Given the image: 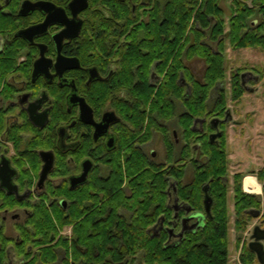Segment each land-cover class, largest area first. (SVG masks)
Segmentation results:
<instances>
[{
	"label": "trees",
	"instance_id": "trees-1",
	"mask_svg": "<svg viewBox=\"0 0 264 264\" xmlns=\"http://www.w3.org/2000/svg\"><path fill=\"white\" fill-rule=\"evenodd\" d=\"M219 1L159 0L153 2L147 20L143 21L139 13L134 29L122 26V36L128 35L131 40H123L117 46L115 61H105L114 67L113 73L104 83H95L94 88L97 96L105 104L116 107L127 122L128 133H121V138L124 148L129 147L123 156L120 152L117 156L105 154L104 163L109 171L104 177L96 171L75 189L68 184L47 187V194L70 200L71 216L66 211H55V220L48 216V220L32 222L46 237L71 227V235L55 244L64 243V264H130L138 255L142 264H229V185L223 180L227 175L225 139L221 146H216L206 133L199 137L192 125L196 117L215 113L224 116L227 106L224 93L219 95L213 109L208 102L213 88L225 79V37L236 48H264V0H231L227 30ZM130 31L131 34L127 33ZM181 41L184 42L181 49L186 48L185 64L179 53L174 54ZM195 56L206 64L202 80L195 79L187 64ZM152 72L160 77L156 84L150 81ZM239 73L234 75L233 86L237 88L233 89L232 99L235 101L244 92L235 81ZM181 74L185 84L191 87L188 94L180 83ZM6 92L5 88L0 93L7 97ZM158 119H176L181 129L183 144L179 148L166 134L168 166L150 162L139 148L131 145L137 137L138 141L147 140L151 128H159ZM4 127V116L0 115V130ZM31 131L28 124H15L6 132L17 148L22 143L21 133ZM37 137L28 143V149L35 147ZM198 141L205 159L200 167L194 148ZM189 167L192 178L185 185ZM63 174L65 171L56 165L53 176ZM243 176L240 173L232 186L235 227L241 233L248 222V210L259 205L255 195L244 192ZM168 178L177 181L179 201L196 211L204 212L207 185L214 200L204 224L186 231L174 244L166 230L174 215V209L167 205ZM162 216L164 227L158 233L151 231ZM244 249L242 262L252 264L249 249ZM46 254L50 261L57 259L56 252L51 250L42 252V260Z\"/></svg>",
	"mask_w": 264,
	"mask_h": 264
},
{
	"label": "flooded vegetation",
	"instance_id": "flooded-vegetation-1",
	"mask_svg": "<svg viewBox=\"0 0 264 264\" xmlns=\"http://www.w3.org/2000/svg\"><path fill=\"white\" fill-rule=\"evenodd\" d=\"M74 1L0 0V92L5 88L7 91V97L0 93V115L5 120L4 130H0V162L2 157L9 161V169L2 171L7 182L3 185L0 180V264H64V243L55 244L60 239L64 242L68 236L60 229L58 234L53 232L46 237L32 224L33 221L48 220V216L55 220V211L72 214L70 200L47 194V187L68 184L71 189L77 188L82 183L72 185L71 177L82 173L86 161L91 166L86 181L91 172L97 171L104 177L109 171L104 163L105 154L117 156L120 152L123 156L129 147L124 148L125 142L121 138V133H128L127 122L116 107L105 104L97 96L94 84L104 83L109 78L114 67L105 61H115L117 46L123 40H131L128 35L122 36V26L134 29L139 13H142L143 21L147 20L153 2L159 0H81L73 7ZM39 3H43L44 8ZM46 19L48 21L43 25ZM183 43H179L174 54L179 53V59L185 64L186 48L181 49ZM188 67L195 79L201 80L189 64ZM236 74L238 72L232 74V83ZM151 75L152 84L159 82L157 73L152 72ZM237 76L235 81L245 93L249 89L244 85V75L239 73ZM180 83L185 85V94H188L191 87L185 84L183 74ZM218 85L213 88L208 102L212 109L219 95L225 94V88H218ZM234 88L237 86H232V92ZM81 99L91 108L92 119L86 109L82 111ZM226 105L224 116L215 113L210 117H196L192 128L199 137L206 133L216 146H221L225 139L227 175L223 180L230 185L226 129L232 115L228 103ZM181 108L180 105L179 111ZM15 124H28L33 129L21 133L22 143L17 148L6 132ZM157 124L159 128H151L147 140L138 141L137 137L131 145L133 143L139 148L150 162L168 166L166 134L179 148L183 144L181 129L176 119H158ZM146 131L147 127L141 135ZM213 134L219 135L212 138ZM35 136H38L35 147L28 149V143ZM154 139L161 152L151 146ZM10 143L12 154L6 146ZM194 148L200 167L205 160L201 142H196ZM41 152H52L54 157L53 167L43 183L40 176L46 161ZM56 165L66 174L53 176ZM189 169L192 170L191 167ZM254 169L250 173H254ZM240 173H233L232 183ZM256 174L257 177H252L258 183L261 181L260 191L255 194L259 205L248 210V218L254 223L247 248L253 264H264V165ZM187 176L185 185L191 181ZM177 188V181L168 178L167 205L174 209V215L166 230L173 244L180 241L186 231H194L185 230L182 236L179 235L183 229V218L192 213H205L179 201ZM205 191L210 195L208 185L204 188V195ZM164 218L162 216L151 231L158 233L164 227ZM196 221L197 218L190 219L185 225L191 226ZM250 244L255 249H251ZM51 250L56 252L57 259L50 261L46 254L42 260V252Z\"/></svg>",
	"mask_w": 264,
	"mask_h": 264
},
{
	"label": "rangeland",
	"instance_id": "rangeland-1",
	"mask_svg": "<svg viewBox=\"0 0 264 264\" xmlns=\"http://www.w3.org/2000/svg\"><path fill=\"white\" fill-rule=\"evenodd\" d=\"M219 3L224 10L223 18L226 23L225 30H227L229 27L228 20L232 14L231 0H221ZM223 53L225 58V79L219 81L220 84L218 83L219 85H217L218 88H225L227 103L232 115V121L227 125L226 129L229 159L228 177L230 181L229 191L227 193L229 213V264H244L241 260V255L250 240L249 234L251 233L254 220L248 218L249 220L243 232L236 231L232 175L235 172H242L243 175L247 174L245 178L242 177V188L243 190L244 188L247 190L246 179L252 176L257 177L256 173L264 165V48H236L230 43L229 38L225 37ZM188 64L192 67L198 78L202 80L206 67L204 60L193 59L188 61ZM236 72L244 75V85L249 89L237 101L233 100L231 96L233 86L231 82L232 74ZM256 78L258 79L257 81L255 80ZM11 145V143L6 144L9 149V154L13 153ZM151 146L161 152L159 143L155 139ZM253 168H255L253 170L255 172L250 173V170ZM191 171L189 169L187 173V180H190L192 177ZM259 183H261L260 180ZM244 192L246 191L244 190ZM252 194L255 195L257 193L252 192ZM61 231L64 235H71V227L62 228ZM251 262L253 264V259ZM129 263L142 264L141 256L138 255L134 262Z\"/></svg>",
	"mask_w": 264,
	"mask_h": 264
},
{
	"label": "water",
	"instance_id": "water-1",
	"mask_svg": "<svg viewBox=\"0 0 264 264\" xmlns=\"http://www.w3.org/2000/svg\"><path fill=\"white\" fill-rule=\"evenodd\" d=\"M81 0H75L72 4V6L74 7V5H76L78 2H80ZM38 5H40L42 8H44L43 3H39ZM84 6L86 5V2L83 4ZM47 19L44 21L43 25H46L47 23ZM34 29V28H32ZM77 61V59H75ZM78 63V61H77ZM81 102V109L82 111L84 109H86V111L89 113V117H91L92 119V110L91 108L85 103L84 99L80 100ZM83 113V112H82ZM81 117H83V114H81ZM91 121V120H90ZM101 125V124H99ZM108 124H106L105 126H107ZM102 133V132H100ZM219 134H213L211 137L214 138L216 136H218ZM41 155L43 157V159L46 161L45 165L43 166L42 172H41V176H40V181L43 183L44 180L46 179L48 173L50 172V170L53 167V161H54V157L52 152H41ZM48 157V158H47ZM90 162L86 161L84 163V168L83 171L80 175L78 176H73L71 177V183L72 185H76L79 183H83L84 181H86L88 173L90 171ZM6 169H9V161L7 159H5V157H2L1 162H0V180H1V184L5 185V183L7 182V179H5L3 177V173L2 171ZM213 204V199L212 197L207 193V191H205V195L203 198V205H204V212L205 213H192L189 216H186L185 218H183V229L180 232V236L183 235V232L185 230H195L196 228H198L199 226H202L204 224V219L206 216H209L211 213V207ZM193 218H197V221L195 223H193L191 226H186L185 224ZM251 249H255L253 247L252 244H250Z\"/></svg>",
	"mask_w": 264,
	"mask_h": 264
},
{
	"label": "bare ground",
	"instance_id": "bare-ground-1",
	"mask_svg": "<svg viewBox=\"0 0 264 264\" xmlns=\"http://www.w3.org/2000/svg\"><path fill=\"white\" fill-rule=\"evenodd\" d=\"M252 180H254L253 177H250V178L246 179V188H247V190L249 189V187H252L253 188V192L259 191V189H260L259 184L255 180H254L255 183H253ZM255 184L258 186L257 188H255Z\"/></svg>",
	"mask_w": 264,
	"mask_h": 264
},
{
	"label": "built area",
	"instance_id": "built-area-1",
	"mask_svg": "<svg viewBox=\"0 0 264 264\" xmlns=\"http://www.w3.org/2000/svg\"><path fill=\"white\" fill-rule=\"evenodd\" d=\"M245 191L248 192V193H252L253 192V188L252 187H249V189L248 190L245 189Z\"/></svg>",
	"mask_w": 264,
	"mask_h": 264
}]
</instances>
